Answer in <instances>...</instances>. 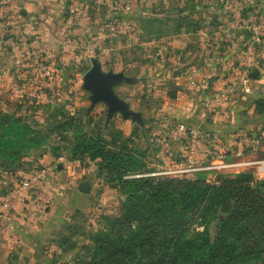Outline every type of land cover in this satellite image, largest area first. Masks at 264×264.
I'll list each match as a JSON object with an SVG mask.
<instances>
[{
	"label": "rangeland",
	"instance_id": "1",
	"mask_svg": "<svg viewBox=\"0 0 264 264\" xmlns=\"http://www.w3.org/2000/svg\"><path fill=\"white\" fill-rule=\"evenodd\" d=\"M255 21L262 27V43L257 46L256 42L261 65L264 0H0V107L21 114L44 136L39 145L23 153L21 160H0V224L20 203L51 209L57 182L92 186L88 193L79 190L82 198L61 203L63 219L44 238L40 257L11 255L5 264H74L76 255L90 242L91 232L118 214V183L108 180V172L100 166L102 158L85 150L84 144L89 142L102 141L114 150L133 149L130 155L150 176L195 178L199 173L213 181L218 170L184 172L189 169L188 142L176 132L181 119L172 113L176 108L172 102L181 106L189 102L193 109H189L187 119L204 111L202 120L189 125L203 126V153L209 157L204 165H212L219 162L218 150L211 146L213 136L219 139V115L229 118L223 122H240L234 119L238 113L227 109L233 94L252 95L250 109L254 111L244 114L250 116L258 115L256 101L264 93L246 89L240 75L236 81L228 80L230 64L223 67L221 76L218 69L206 86L211 94H202V66L181 64L194 52L186 56V47L204 39L206 50L213 46L211 51L219 60V26L253 28ZM95 62L104 73H123L130 78L115 83L113 89L130 110L141 114V119L110 113L105 101L93 102L84 82ZM257 66L251 72L258 71ZM193 69L198 70L197 78L190 84L188 73ZM207 101L214 105L209 113ZM243 127H238V132ZM170 138L182 143L184 154L170 147ZM59 163L69 164L65 176H59ZM43 167L51 168L46 180L26 197L18 200L9 193Z\"/></svg>",
	"mask_w": 264,
	"mask_h": 264
},
{
	"label": "trees",
	"instance_id": "2",
	"mask_svg": "<svg viewBox=\"0 0 264 264\" xmlns=\"http://www.w3.org/2000/svg\"><path fill=\"white\" fill-rule=\"evenodd\" d=\"M256 112L264 114V96ZM39 133L21 114L0 107V160H21L42 142ZM84 146L102 158L121 195L118 214L91 232L74 264H264L263 179L250 171L221 172L213 181L199 173L150 176L133 149H108L98 140Z\"/></svg>",
	"mask_w": 264,
	"mask_h": 264
},
{
	"label": "crops",
	"instance_id": "3",
	"mask_svg": "<svg viewBox=\"0 0 264 264\" xmlns=\"http://www.w3.org/2000/svg\"><path fill=\"white\" fill-rule=\"evenodd\" d=\"M255 23L258 22L255 21L254 25ZM201 31H199V35L201 34ZM158 32L159 29L156 33ZM202 37L201 39H204ZM184 39L186 42H189L187 38ZM254 39L255 31L253 28H237L235 26L225 27L221 25L219 26V60H217L216 58L217 55H214L211 51V49L214 50L213 46L208 45V48L206 50L207 44L205 43L207 41H204V39L200 44H193L192 46L188 45L186 47V56L191 54V50L194 52H192L193 55H189L188 57L184 58V62L182 61L181 67L187 66L188 64L194 62L202 66V74L199 77V81L201 83L199 90L203 87L204 91L202 94L210 95L211 91L209 92L208 87L206 88V86H208V83L211 82L214 76L218 73V69L219 76H221L220 74L222 72L224 73L223 70H225V68L223 69V67L232 64L231 60L234 56H239L246 53L247 48L249 47L251 42L254 41ZM201 46H205L203 48L204 50H202ZM188 48H190V50ZM187 49L189 51H187ZM227 69L228 71L230 70L229 68ZM257 69L259 77L257 79H253L251 87L254 90L257 89V94H260L264 93V59L263 61H261V65L259 64L257 66ZM173 71H171V73L174 76L179 77V75L174 74ZM233 95L235 96H233L232 101L228 102L227 109L229 110V112L232 111V113H238L234 116V119L237 121L240 120V122H223L229 120V118L221 116L220 114L219 139L224 142V149L226 150L228 156L227 161L232 164L238 165L224 169L223 171H219V173L222 172L236 174L241 171H250L256 176V178L264 180V164L256 163V161L264 160V144L261 147L260 151H258L257 153L247 151L242 156H238L235 153L238 150V146L231 147L230 145H228L230 139L234 137L236 133H238V127L245 126L241 129H250L264 126V124H258V122L260 123L264 121V114H253L250 116L244 115L246 110H249L250 113H253L254 111L253 109H250L252 106V100L249 96L252 95L246 94V92H236ZM172 103L176 107L172 110V113L178 116L181 119V122L194 124L197 120H202L205 115L204 111L201 110V113H199L198 116L187 119L185 117L187 116L189 109H193L189 105V102H185V104L182 106L174 101ZM235 123H239V125L237 124V126H235ZM241 123L242 125H240ZM168 144L172 148L177 147L180 154L183 153L184 149H182L183 146L181 142L175 140L174 138H170ZM205 146L206 145L204 144V142H202L197 156L196 166L200 168H206L210 166L204 165L205 162L209 161V157L206 156L205 152L203 153V151H206ZM61 164L63 165L62 169L59 168L60 163L57 165L59 169V176L62 177L69 173V164ZM61 182V184H57V182L53 186L55 188H53L55 191V193L53 192L54 205L51 207V209L40 210L31 205V203L24 202L20 203L15 211H12L10 215H7L5 217V220L2 222V224H0V264H5L9 260L11 255L13 256L19 254L21 257L31 258L40 257V250L42 249L44 238L52 231V228L56 226L57 222L63 219L62 211L60 208L61 203L67 204L69 201H76V199H80L83 197L81 196V192L79 191L78 184L76 186H71L69 181L67 180H63Z\"/></svg>",
	"mask_w": 264,
	"mask_h": 264
},
{
	"label": "built area",
	"instance_id": "4",
	"mask_svg": "<svg viewBox=\"0 0 264 264\" xmlns=\"http://www.w3.org/2000/svg\"><path fill=\"white\" fill-rule=\"evenodd\" d=\"M261 28L259 22L253 26L255 31V39L252 44L249 45L247 49L246 56H234L231 60L232 65L228 74L230 77L228 80L236 81L238 79V75L241 76L246 89H250L252 86L253 79L250 76L251 70L254 66H257L259 62L260 52L256 47L262 43L263 37L261 36ZM256 40V41H255ZM236 61L240 62V66H235ZM231 70H233L231 72ZM197 69H193L188 74V81L190 84H194L197 78ZM236 72V73H235ZM236 74V75H234ZM222 97L219 96V105H222ZM206 111L209 113L211 110L214 109V105L211 101L205 102ZM176 132L179 135V138L185 139L188 144L186 146V153H187V167L189 169L184 170L187 171H197L203 169H215L218 171H223L224 169L230 168L232 166L238 164H232L227 161V152L224 149L225 145L224 142L218 139L215 135L211 139V146L214 147V150H218V157L219 162L212 164L206 168L197 167V156L198 152L201 147L202 139L205 136V132L203 131V127L201 125H193L190 126L187 123L180 122L176 126ZM264 144V126H259L256 128L250 129H242L238 133L235 134L229 141L231 147L238 146V150L235 152L236 155L242 156L247 151L257 153L260 151L261 147ZM256 163H263L264 160L256 161ZM197 167V168H196ZM51 168L43 167L36 171L35 174L30 175L28 178L24 179L19 186H15V188L9 192L13 197L17 198L18 200L23 199L26 195L33 191L36 187L40 185L41 182L46 180L48 173ZM155 174V173H154ZM5 210L9 205L4 202Z\"/></svg>",
	"mask_w": 264,
	"mask_h": 264
},
{
	"label": "water",
	"instance_id": "5",
	"mask_svg": "<svg viewBox=\"0 0 264 264\" xmlns=\"http://www.w3.org/2000/svg\"><path fill=\"white\" fill-rule=\"evenodd\" d=\"M123 80L130 81V78L123 73H104L101 65L95 62L85 75L84 86L92 92L94 103L105 101L108 104L110 113L121 112L125 118L141 119V114L130 110L127 103L113 89L115 83H122ZM59 168L62 169L63 165L60 164ZM91 189L90 184L81 183L79 185V190L82 192L88 193Z\"/></svg>",
	"mask_w": 264,
	"mask_h": 264
}]
</instances>
